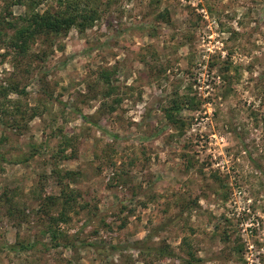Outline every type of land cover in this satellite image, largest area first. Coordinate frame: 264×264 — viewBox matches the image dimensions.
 <instances>
[{
  "label": "rangeland",
  "instance_id": "1",
  "mask_svg": "<svg viewBox=\"0 0 264 264\" xmlns=\"http://www.w3.org/2000/svg\"><path fill=\"white\" fill-rule=\"evenodd\" d=\"M100 2L52 48L0 47L25 89L0 99V244H38L0 264H264V0Z\"/></svg>",
  "mask_w": 264,
  "mask_h": 264
},
{
  "label": "trees",
  "instance_id": "2",
  "mask_svg": "<svg viewBox=\"0 0 264 264\" xmlns=\"http://www.w3.org/2000/svg\"><path fill=\"white\" fill-rule=\"evenodd\" d=\"M44 0H9L7 2V8L4 13L0 14V47L6 45L16 49V51L22 55L28 54L29 50L33 43L38 39L42 38L48 44L50 48L53 47V43L59 36L66 35L73 27L78 28L79 31L84 32L86 29L94 26L101 18V10L99 7L100 0H52L43 10H41L40 5H42ZM19 5L25 6L27 13L24 16L14 17L11 10L12 6ZM53 51V50H50ZM48 50H42L40 58L44 59L49 55ZM111 72L102 71L99 73V78L105 83L111 82ZM20 83L15 81H7V84H0V99H4V102L13 103L17 106V111H20L21 105L19 100L13 101L10 98L12 93L23 96L25 94V89L20 88ZM109 94V92H108ZM177 99L174 100V105L176 102L175 108L180 107V103H177ZM4 102H0V111L7 114L8 110H3ZM184 105L188 107H194V103L190 98L184 100ZM23 118L28 115V109L22 114ZM32 115H37V112L34 111ZM86 122L95 123L92 120V117L89 115L83 116ZM0 121L3 122L0 118ZM182 122V121H181ZM96 126H98L95 123ZM182 127V125H180ZM5 138H1L0 142H3ZM73 139L64 135L63 140H61V150L62 156L65 159H69L73 154H66L65 150L67 147L72 146ZM35 152H30L27 156L31 158ZM26 158V159H27ZM73 172L70 170L66 171V175L70 176ZM62 187L63 203L67 207L71 205L75 199L72 197V194L68 192V184L60 182ZM2 198V197H0ZM62 200V196L50 195L47 197L46 206H51L59 204ZM61 215H64L63 213ZM63 217V216H62ZM65 221V219L63 218ZM55 232V231H54ZM57 234L53 233V238L56 239ZM149 237V236H148ZM148 237L144 240H137L133 244H128V247H137L145 252H150L153 248L143 246V244L148 240ZM57 240V239H56ZM37 242H31L28 240L18 239L15 243H5L0 244V251L8 249L12 252H24L34 250L37 247ZM68 247L73 248L77 247L78 244H75L72 241L67 242ZM83 246L99 248L96 244L83 242ZM97 246V247H96ZM123 246L119 244H110L109 250L113 253L122 249ZM126 247V246H125ZM147 252V253H148Z\"/></svg>",
  "mask_w": 264,
  "mask_h": 264
}]
</instances>
